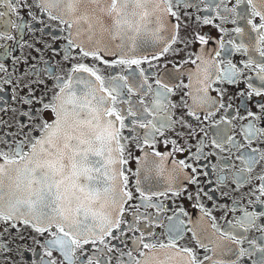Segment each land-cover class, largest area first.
Instances as JSON below:
<instances>
[{"label": "snow or ice", "instance_id": "snow-or-ice-1", "mask_svg": "<svg viewBox=\"0 0 264 264\" xmlns=\"http://www.w3.org/2000/svg\"><path fill=\"white\" fill-rule=\"evenodd\" d=\"M230 3L203 9L233 25H215L217 47L173 62L181 46L212 39L182 34L193 0H0V48L22 53L11 71L0 63V93L10 86L12 101L0 96V264H264V147H253L264 145V0ZM28 33L30 42L18 39ZM236 54L245 59L233 63ZM19 63L27 70L13 79ZM242 79L245 101L262 98L258 112L244 104L245 143L229 134L238 112L229 116L213 87ZM221 110L211 146L239 153L236 189L247 186L228 209L240 215L224 225L200 202L197 168L175 158L196 147L188 159L199 161L207 146L190 143L199 134L186 118L203 124ZM185 193L199 219L187 226L181 207L161 239L154 227H165L168 208L159 198Z\"/></svg>", "mask_w": 264, "mask_h": 264}, {"label": "flooded vegetation", "instance_id": "flooded-vegetation-1", "mask_svg": "<svg viewBox=\"0 0 264 264\" xmlns=\"http://www.w3.org/2000/svg\"><path fill=\"white\" fill-rule=\"evenodd\" d=\"M193 2L197 5V8L188 9L189 12L193 13L191 16H185L183 17V24H182V34L183 35H192L195 32H200L201 34H208L212 39L210 40L209 44L206 46H202L199 44L198 41L191 44L188 48H183L182 51L178 56H169L167 59L175 62L176 60H182L189 57V54H191V58L195 59V54L199 53L200 49L202 47L206 48L207 52H212L214 48L217 47L216 45V39L220 36L219 29L215 26L216 24H221V21L218 19H215V12L206 13L203 11V9L206 6L207 0H193ZM224 3H228V0H224ZM235 3V0H232V3L228 4L229 7H231ZM223 7V5H221ZM241 8H243V5H241ZM211 16L213 18V24L205 25L202 22L203 17L205 16ZM196 16H200L201 20L197 21ZM27 19H30L29 17H26ZM50 24H52V27L55 29L57 26L55 22L49 21ZM184 24L187 25V28H184ZM222 27L231 28L233 25L231 24H221ZM15 34V33H14ZM234 35V34H232ZM18 39H23L26 41H31V34H24ZM227 39V37H225ZM5 42L0 41V44H3ZM13 43V42H8ZM22 53L18 47H15L11 54H6L4 48H0V63H4L9 70H12L13 66V57H19ZM233 63H236L239 60L245 59L244 56L241 54H236L231 57ZM171 63H169V68H171ZM185 67H194V65H186ZM27 70V66H25L23 63H19L16 65V76L13 77V79H16L19 77L24 71ZM110 71V70H108ZM4 73H0V76H4ZM246 75H253L254 73L246 72ZM25 79H28L25 77ZM184 82H187V77H182ZM255 83H258V81H254ZM213 87H219L220 89L224 90V99L223 102L225 104L231 103L232 108L229 110V116H231L233 113L238 112L237 119L233 120V125L229 126V134L234 136L236 140L240 141L241 143H245L243 140V132L241 131L242 126L246 125L248 123L247 119H241V117H247V112L244 110V104L245 102L248 104L249 110L257 111L258 109L254 107L255 101L257 99H262L261 97H254L251 101H245L244 97H241L239 95L240 92H246L247 91V84L242 79L238 84H228V83H222L219 85H214ZM212 96H217L218 93L211 92ZM0 96L5 97L9 100V103H12L11 101V90L9 86V91L6 93H0ZM176 99V98H174ZM2 102V101H0ZM223 114V110L221 112L217 113L216 116L212 118V121H204L203 124H201L198 121H194L191 118L189 119V122L193 124V127L196 129L197 133L199 134L196 139H192L190 143L192 145H197V141L200 138H203L207 142V146L204 149V156L199 160L195 161L194 159H188V157L191 155V152L196 151V147H193L189 152L185 153H177L175 155L176 159H187V161L191 164H193V167L197 168V173L195 175L198 176L199 180V187L203 188L204 192L201 193V203L205 205L206 208L211 209L212 214L216 216L217 222L220 225L225 224L224 217L226 216L228 220H234L235 217L239 216V212H231L228 211V209H231L233 200H239L241 198V195L247 191V186L242 187L240 189H236L235 184V174L239 172V169L242 167V164L239 160L236 159V155L239 153L232 149L231 152H220L219 149H214L211 146V140L213 136L216 133V128L213 126L214 121L219 120L220 116ZM201 119H203V115H201ZM221 128H225V125H220ZM203 128L205 132H207V136H204L203 132H200V129ZM162 139V138H161ZM183 143V141H182ZM170 147L168 149H165L162 144H157V148L161 151L170 150ZM253 147H264V145H261L259 142H255L253 144ZM135 151V149H134ZM209 153H214V155H209ZM137 155H139L138 152H136ZM235 165V167H232V165ZM213 166H215V171H213ZM132 167H135V164L133 162ZM187 171L191 172L190 169ZM259 172V168L256 170ZM207 172L208 175L205 176L203 173ZM225 177L223 182H220V178ZM187 187V193H195L197 185H189L186 183L185 185ZM187 193L183 194L181 197H172L171 194H169L168 199H164L163 197H160L159 200H163L164 204L168 208V211L164 212L162 215L165 217L164 220V228L154 227V230L158 233H161V239L164 238L163 233L165 232V229L167 227L168 221L166 219L167 216L173 215L174 212H179V209L183 207V209L188 213L187 217H182L185 224L189 227H191V224H189V217L193 221L199 219L201 213L199 208L194 207L195 200H188L187 199ZM204 193H207L205 195ZM208 196H211L212 199L209 200ZM139 202L138 200L136 201ZM226 206V207H224ZM141 211H145L144 209H141ZM147 212L151 213L153 216L156 215V209H147ZM258 235L254 231L252 233H249L250 238L252 236ZM188 236L190 237L191 234L189 233ZM182 243H189V241L186 239ZM115 264V262H114Z\"/></svg>", "mask_w": 264, "mask_h": 264}]
</instances>
